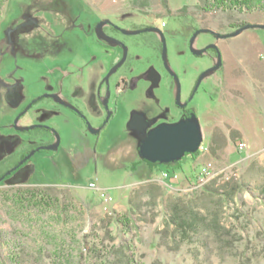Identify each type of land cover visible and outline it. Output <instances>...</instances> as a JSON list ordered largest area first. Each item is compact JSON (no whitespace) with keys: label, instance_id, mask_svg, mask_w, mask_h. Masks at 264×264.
Instances as JSON below:
<instances>
[{"label":"rangeland","instance_id":"1","mask_svg":"<svg viewBox=\"0 0 264 264\" xmlns=\"http://www.w3.org/2000/svg\"><path fill=\"white\" fill-rule=\"evenodd\" d=\"M202 1L167 0L165 9L160 0H116L114 11L106 15L101 12L106 0H8L0 17V136H11L8 125L20 109L49 87L74 103L91 126L102 123L106 113L98 102V87L114 56L83 30L101 17L126 31L159 27L181 98L189 97L187 109L198 114L201 87L195 97L189 96L192 82L184 79L195 68L196 59L185 51L193 30L227 34L235 31L233 22L264 24V12L205 13ZM69 18L79 19L82 29L66 28ZM242 33L264 37V30ZM117 36L128 58L111 76L108 89L102 88L114 114L100 134L96 156L70 169L71 156L92 146V137L77 115L40 101L24 123L53 128L60 145L57 153L37 152L27 160L21 169L29 176L16 173L0 181V229L20 233L23 264H43L42 257L53 252L72 254L80 264H264V141L256 140L259 145L246 151H239L237 143L235 150L242 153L234 156L228 149L220 151L208 161L210 175L196 189L190 188L195 180L167 186L162 173L140 160V135L128 122L134 114L149 129L180 121L175 81L164 68L154 33ZM197 40L206 43L212 36L199 33ZM150 70L158 76L155 86L146 78ZM120 76L128 79L129 88L117 92ZM40 133L35 129L20 135ZM230 145L233 151V140ZM2 159L0 172L12 163ZM90 183L96 188L90 189ZM32 188L50 196L49 208L41 205L37 211L15 201L19 190ZM103 192L112 199L105 202ZM183 221L188 225L179 227Z\"/></svg>","mask_w":264,"mask_h":264},{"label":"crops","instance_id":"2","mask_svg":"<svg viewBox=\"0 0 264 264\" xmlns=\"http://www.w3.org/2000/svg\"><path fill=\"white\" fill-rule=\"evenodd\" d=\"M110 1L106 0L101 5V12L106 15H111L115 9L112 3L116 0ZM206 43H201V46ZM214 44L221 64L204 77L193 95L195 97L201 87V110L196 118L202 143L208 148L206 152L188 159L181 170L175 171L177 178L165 179L167 186L172 188L192 182L204 163L216 159L220 151L228 149L234 156L237 143H245L248 150L259 145L256 140L264 141V37L241 33L235 37L216 38ZM204 58L217 63L216 56L205 55ZM194 72L191 69L186 75L191 79V89ZM231 140L233 151L230 150ZM151 170L164 172L163 167H152Z\"/></svg>","mask_w":264,"mask_h":264},{"label":"flooded vegetation","instance_id":"3","mask_svg":"<svg viewBox=\"0 0 264 264\" xmlns=\"http://www.w3.org/2000/svg\"><path fill=\"white\" fill-rule=\"evenodd\" d=\"M84 21H85V19H84ZM101 22H106V23H103L99 27L101 32L106 37L117 41L118 44H115V45L111 46L106 41L101 40V39H99L96 36L95 29H96L97 25L99 23H101ZM66 28H71V29L72 28H78V29L81 30L82 26L79 24V19L69 18V23L66 26ZM150 28H156V29L160 30L159 27L153 26V25L147 26V28H145V29H150ZM83 30H84V33L86 35H88L90 37L93 36L98 41H100V42L106 44V46H108L109 53L112 56H114L112 61H111L110 69L113 68L122 59L124 51L126 53L124 62L115 70L114 73H112L108 77V79L106 81L105 77H106L107 73L109 72V70H110L109 69L108 72L106 73V75L101 80V82L99 84V87H98V102H99V105L104 109V111L106 113L104 120L102 121V123H100V124H98L96 126H91L89 124V122L86 120V118L82 115V112L79 110V108L74 103L69 101L66 97H64L60 92H58L56 89H54V87H49L48 89L44 90L43 93H40L39 95L31 98L29 100L28 104L25 107H22L20 109V111L18 112V114L14 118V120L16 118H18L16 124H14V120H13V122L8 125L9 130H11L13 134L11 136H6V137L0 136V159L3 158L1 160V163H3V162L5 163V162H9V161L12 162L11 165H9L6 169L1 170L0 179L3 177V179L1 180L2 182H4L5 180L11 178L16 173H18V176L22 175L24 178L29 176L28 171L24 170V169H21V167L35 153L43 152V151H51L53 153H57V150H58L59 145H60V140H59V143H58V146H57L56 150H39V151H36V152H34V154L29 159H27L21 165H19V163L23 160V158H25L30 152L36 150L37 148L45 147V146H55L57 144V138H56L57 134H56V132H55V130L53 128L48 127V126L33 124V123H31V121L28 124L24 123L25 119H27L29 117V115H31L33 113V109L35 108V106L40 101H43V100H49L50 103L58 105L59 107H62V108H66L70 112H72L75 115H77L81 119L86 132L92 137V140H93V145L92 146L85 148V150L82 153H77V154L75 153V154H73L71 156V159H70L71 164L69 162L70 169H71V166H78V165H76V162H79V161L83 160V162L87 163V162L91 161V159L94 156H96L95 154L97 152V147H98V141H99L100 134L105 129V127L107 125V122L109 121V119L114 114V111L113 110L112 111L109 110V106H108V103H109V100H110V95H109V93L107 91L105 92L104 90H102V88L105 85L106 89H108L109 80H110L111 76L113 74H115L123 66V64L126 62V60L128 58L127 47L125 46V43L120 38H118L117 34H123L125 36H133V35H136V34H132L133 32L140 31L139 33H141L142 30H144V29H135V28H133L131 30L126 31V30H123L118 25L114 24L113 22L109 21L107 19V17L106 18L101 17V18L98 19V21L96 23H94L92 25H89L88 28H85ZM197 30H199V29L195 28L193 30V34ZM144 32H152V33H154L156 35L155 40L157 42L158 50H159L160 57H161V60H162V43H161V38H160L159 34L156 31H144ZM139 33H137V34H139ZM161 33H162V31H161ZM209 34L212 36V40L208 41L203 46H201V44H198V40H197V36L198 35H196V37L192 41H191V38H192V35H191V38L185 42V51L186 52L187 51L190 52V54L196 59V61H195L196 63L194 65L195 68L193 67L195 72H194L193 76L191 77L193 79L194 83H193V87H192L191 91L188 93L189 96L192 93L194 94L196 92V91H194V87H195V84L197 82V79H198L199 75L203 71H205L206 69H208V68L212 67L213 65H215L210 60L208 61V60H206L204 58L205 55H208L209 57H211V56H216L217 53H218L216 45L214 44V41L216 40V36H215V34H212V33H209ZM162 35H163V33H162ZM143 45H145V46L148 45L149 46V43L148 42H143ZM207 45H214L215 49L210 48V49L207 50L206 54H202L200 56H195V55L192 54L191 50L192 51H197L198 49H201V48H203V47H205ZM165 53H166V44H165ZM165 56H166V54H165ZM57 57L58 56H56L55 58H57ZM216 59H217V57H216ZM176 60H177L178 66H179L181 64V61H180L179 58L176 59ZM166 62H167L168 67L171 69V71L174 72L172 70L170 64L168 63L167 58H166ZM162 63L164 65L163 60H162ZM164 68L166 69L165 65H164ZM166 71L168 72L167 69H166ZM151 73H154L157 76V74L153 70H150L148 72V74L146 75V78L149 81V83L151 84V86H155L157 84V82H158V78H157L156 84L153 85L152 82L149 79V76L151 75ZM168 74H169L170 78L172 80H174V78L172 77V75L169 72H168ZM174 74L176 75V77H178L175 72H174ZM186 75L184 76V79H187ZM62 76H63V74H62ZM69 77H70V74L67 73L65 76H63V79L66 80ZM48 84L49 83L47 82L46 86ZM199 86H200V84H199ZM128 88H129L128 79L126 77L120 76L119 79H118V82L116 84L117 92L125 91ZM44 95H53L55 97V99H57L58 101H55L52 97H49V96L44 97ZM175 96H176V84H175ZM188 98L189 97H186L184 99L181 98V86H180V99H179V103L180 104L178 106L175 103V105L181 110V113H182L181 119L187 118L191 114H194L193 112H191L190 110L187 109V105H188V102H189ZM175 102H176V100H175ZM188 113H190V114H188ZM108 114H109V116H108ZM107 117H108V119H107ZM88 124H89V126H88ZM15 126L16 127H20V128L28 127V126H35L31 130L39 129V130L42 131V133H40V135H36V136H33V137H25V136L20 135V133L29 132L31 130L18 131V130L15 129ZM148 130H149V128H147L145 130V132H147ZM139 135H141V134H139ZM101 159H102L101 161H103L104 158H101ZM83 162L80 165H82ZM21 171H23V172H21ZM7 172H10V174L6 175Z\"/></svg>","mask_w":264,"mask_h":264},{"label":"water","instance_id":"4","mask_svg":"<svg viewBox=\"0 0 264 264\" xmlns=\"http://www.w3.org/2000/svg\"><path fill=\"white\" fill-rule=\"evenodd\" d=\"M106 22H101L97 25L95 29V34L96 36L101 39L106 41L109 45L113 46L115 44H118L117 41L106 37L99 27ZM252 29V30H264V24H245L244 26L236 29L235 31L228 33V34H219L216 33L215 31L208 29V28H203L197 30L191 38V41L198 35L199 33H212L215 34L216 38H227V37H235L244 32L245 30ZM144 31H156L160 38H161V43H162V60L164 62V65L168 72L172 75V77L175 80L176 84V105L179 106V99H180V84L179 81L174 74V72L171 71V69L168 67L167 62H166V56H165V40L164 37L161 33L160 30L156 28H150V29H144ZM140 31L133 32L132 34H137ZM213 48L215 49L214 45H207L201 49H198L197 51H192L191 52L195 56H200L202 54H206L207 50ZM126 53L124 51L122 59L113 67L109 70L107 73L105 80L107 81L108 77L115 72V70L124 62L125 60ZM217 57V63L213 65L212 67L206 69L203 71L195 84L194 91L198 88L199 84L202 82L204 77L217 70L221 64V58L219 53L216 55ZM157 76L154 73H151L149 76L150 81L152 82L153 85L156 84L157 81ZM49 96L52 97L55 101H58L55 99L53 95H44V97ZM106 104V103H105ZM109 116V114H108ZM16 118L14 120V124L17 122ZM108 119V117H107ZM89 126V124H88ZM35 126H28V127H16L15 129L18 131H28L33 129ZM149 127V124L145 121V119L140 116L134 114L129 122H128V128L130 130H134L138 132L140 135V143L138 145V155L141 159L152 163V164H168V163H173L180 161L181 158L185 154H194L200 147L202 143V136L200 132V127L197 121V118L194 114H191L187 118H183L180 121L174 123V124H159L151 129H149L147 132L145 130ZM57 138V144L55 146H45V147H40L37 148L36 150L30 152L23 160L19 163L21 165L24 161L29 159L34 152L39 151V150H56L58 143H59V137L56 135ZM10 172H7L6 175H9ZM3 179V177L0 179V181Z\"/></svg>","mask_w":264,"mask_h":264},{"label":"trees","instance_id":"5","mask_svg":"<svg viewBox=\"0 0 264 264\" xmlns=\"http://www.w3.org/2000/svg\"><path fill=\"white\" fill-rule=\"evenodd\" d=\"M7 1L8 0H0V17ZM160 3L165 9L167 8V0H160ZM200 9L205 13L214 11H236L238 13L264 12V0H203ZM244 25V23L233 22L230 24V27L236 30ZM199 154L200 151L198 149L194 154H185L180 161L161 164L164 173L167 174L168 178H172V176L169 175L174 174L177 170H181L183 165L182 161L185 156L194 158ZM140 160L149 167V170L152 167L160 165L149 163L141 158ZM49 197L50 196L46 192L36 188L19 190V192L14 195L15 201L18 203L19 201H23V205H27L26 207L29 206V208L35 207L37 211L38 207H41V205L47 206L48 208L50 207L46 202L50 199ZM184 225H188L187 222L183 221L178 224L179 227ZM24 254L25 246H23L21 242L20 233L17 231H5L0 229V264H23ZM42 259L44 260L43 264H80L79 259L72 254L64 255L60 252H53L44 258L42 257ZM35 263L42 264L40 260H37Z\"/></svg>","mask_w":264,"mask_h":264},{"label":"built area","instance_id":"6","mask_svg":"<svg viewBox=\"0 0 264 264\" xmlns=\"http://www.w3.org/2000/svg\"><path fill=\"white\" fill-rule=\"evenodd\" d=\"M161 26L163 27L164 23H161ZM236 147H237V149L239 151H242V150L246 149V144L243 143V142H239L236 145ZM199 151H200V153H204V152L207 151V148H205L203 145H200ZM211 168H212L211 163H209V162L205 163L202 166V168L195 173V179H194L195 182L190 184V188L193 189L195 187H198V186L202 185L206 181V179L209 177ZM162 176H163L164 179L168 178L167 174L164 173V172H162ZM172 178H177V176L174 174L172 176ZM88 187L90 189L96 188L95 184H93V183H90L88 185ZM102 197H103L105 202L110 201L112 199L111 196L107 192H103L102 193Z\"/></svg>","mask_w":264,"mask_h":264},{"label":"bare ground","instance_id":"7","mask_svg":"<svg viewBox=\"0 0 264 264\" xmlns=\"http://www.w3.org/2000/svg\"><path fill=\"white\" fill-rule=\"evenodd\" d=\"M197 187L193 188V189H196Z\"/></svg>","mask_w":264,"mask_h":264}]
</instances>
